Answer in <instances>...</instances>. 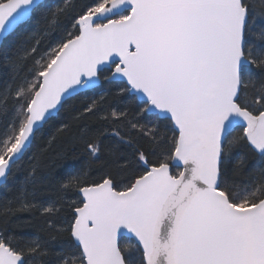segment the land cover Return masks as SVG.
I'll return each mask as SVG.
<instances>
[{
    "label": "snow or ice",
    "instance_id": "1",
    "mask_svg": "<svg viewBox=\"0 0 264 264\" xmlns=\"http://www.w3.org/2000/svg\"><path fill=\"white\" fill-rule=\"evenodd\" d=\"M0 264H264V0H0Z\"/></svg>",
    "mask_w": 264,
    "mask_h": 264
},
{
    "label": "trees",
    "instance_id": "2",
    "mask_svg": "<svg viewBox=\"0 0 264 264\" xmlns=\"http://www.w3.org/2000/svg\"><path fill=\"white\" fill-rule=\"evenodd\" d=\"M26 168H27V161H25V162L23 163V167H22V168H18V169L16 170V172L14 173V179H10V180H9V185L13 184V183L15 182V180H18V179L22 176L23 171H24V169H26Z\"/></svg>",
    "mask_w": 264,
    "mask_h": 264
}]
</instances>
